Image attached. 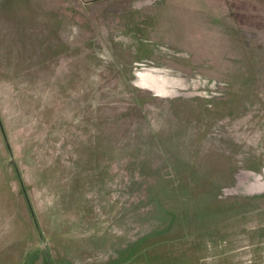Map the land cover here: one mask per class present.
<instances>
[{
    "label": "rangeland",
    "instance_id": "obj_1",
    "mask_svg": "<svg viewBox=\"0 0 264 264\" xmlns=\"http://www.w3.org/2000/svg\"><path fill=\"white\" fill-rule=\"evenodd\" d=\"M0 264H264V0H0Z\"/></svg>",
    "mask_w": 264,
    "mask_h": 264
}]
</instances>
